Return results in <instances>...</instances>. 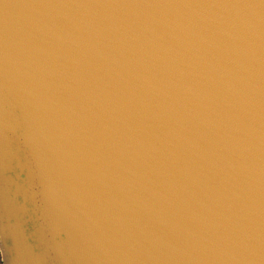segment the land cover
Masks as SVG:
<instances>
[{"label": "water", "instance_id": "95a60500", "mask_svg": "<svg viewBox=\"0 0 264 264\" xmlns=\"http://www.w3.org/2000/svg\"><path fill=\"white\" fill-rule=\"evenodd\" d=\"M2 264H264V0H0Z\"/></svg>", "mask_w": 264, "mask_h": 264}, {"label": "rangeland", "instance_id": "374dc122", "mask_svg": "<svg viewBox=\"0 0 264 264\" xmlns=\"http://www.w3.org/2000/svg\"><path fill=\"white\" fill-rule=\"evenodd\" d=\"M0 260H1V263H0V264H2V257H1V252H0Z\"/></svg>", "mask_w": 264, "mask_h": 264}, {"label": "crops", "instance_id": "0c3cea01", "mask_svg": "<svg viewBox=\"0 0 264 264\" xmlns=\"http://www.w3.org/2000/svg\"><path fill=\"white\" fill-rule=\"evenodd\" d=\"M0 263H1V260H0Z\"/></svg>", "mask_w": 264, "mask_h": 264}]
</instances>
